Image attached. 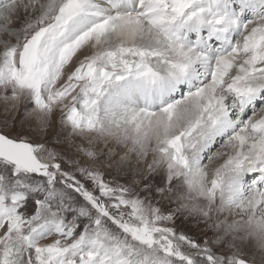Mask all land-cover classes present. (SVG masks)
I'll return each instance as SVG.
<instances>
[{
	"label": "snow or ice",
	"instance_id": "snow-or-ice-1",
	"mask_svg": "<svg viewBox=\"0 0 264 264\" xmlns=\"http://www.w3.org/2000/svg\"><path fill=\"white\" fill-rule=\"evenodd\" d=\"M0 117V264H264V0H0Z\"/></svg>",
	"mask_w": 264,
	"mask_h": 264
},
{
	"label": "rangeland",
	"instance_id": "rangeland-1",
	"mask_svg": "<svg viewBox=\"0 0 264 264\" xmlns=\"http://www.w3.org/2000/svg\"><path fill=\"white\" fill-rule=\"evenodd\" d=\"M0 119H2V117H0ZM17 119L19 120L20 119V116H17ZM18 131H21V129L19 128V126H17L16 128L12 129V133L11 134H15ZM24 131H27V129L25 128Z\"/></svg>",
	"mask_w": 264,
	"mask_h": 264
}]
</instances>
